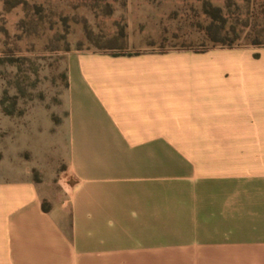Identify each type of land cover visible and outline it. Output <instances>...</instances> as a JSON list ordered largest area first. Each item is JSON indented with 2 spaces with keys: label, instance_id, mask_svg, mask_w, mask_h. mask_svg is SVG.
<instances>
[{
  "label": "crops",
  "instance_id": "crops-1",
  "mask_svg": "<svg viewBox=\"0 0 264 264\" xmlns=\"http://www.w3.org/2000/svg\"><path fill=\"white\" fill-rule=\"evenodd\" d=\"M66 72V194L0 160V264H264V47L74 50Z\"/></svg>",
  "mask_w": 264,
  "mask_h": 264
},
{
  "label": "rangeland",
  "instance_id": "rangeland-1",
  "mask_svg": "<svg viewBox=\"0 0 264 264\" xmlns=\"http://www.w3.org/2000/svg\"><path fill=\"white\" fill-rule=\"evenodd\" d=\"M26 1V7L7 10L0 0V27L5 22L14 39L5 44L0 36V160L5 157L6 166L19 159L28 161L34 177L44 181L57 200L67 188L62 162L66 140L58 124L67 113L69 52L101 48L129 54L202 48L210 23L205 14L208 3L222 9L228 27L236 20L254 24L250 15L255 12L264 26V15L253 0L251 4L246 0ZM6 57L15 59L13 66L4 65ZM6 94L15 98L11 116L1 104Z\"/></svg>",
  "mask_w": 264,
  "mask_h": 264
},
{
  "label": "trees",
  "instance_id": "trees-1",
  "mask_svg": "<svg viewBox=\"0 0 264 264\" xmlns=\"http://www.w3.org/2000/svg\"><path fill=\"white\" fill-rule=\"evenodd\" d=\"M248 4L252 2L250 0H246ZM253 3L257 4L260 9L259 14L264 15V0H253ZM4 5L7 10H10L18 5H23L26 7V0H4ZM257 9V8H256ZM205 14L210 18V23L205 27V41L206 46L202 48H197L194 46L189 47H180V49H188L194 51H205L210 48L215 47H224V48H234V47H242V46H258L264 47V26H261L260 23L257 22L258 12L251 13L250 19L253 20V23H249L248 19L245 22L241 23L236 20V22H232L228 27V19L222 13V9L218 6H212L210 3L205 8ZM23 22V21H22ZM25 23V21H24ZM241 28H239V26ZM248 28L247 31H245ZM0 36L5 38L4 43L8 44L11 41V35L6 27L5 22L0 27ZM9 39V40H8ZM14 40V39H13ZM1 52H4L2 50ZM4 54L1 58H4ZM7 59L4 60V65L13 66L15 59ZM67 85V83H66ZM8 103V105H6ZM1 104L3 106V111L7 115H14V106H15V98L9 95H5L4 99H2ZM43 208L47 210L45 202L43 203Z\"/></svg>",
  "mask_w": 264,
  "mask_h": 264
}]
</instances>
